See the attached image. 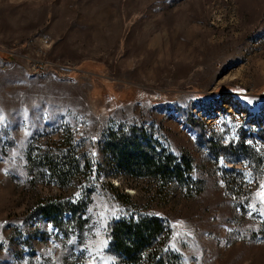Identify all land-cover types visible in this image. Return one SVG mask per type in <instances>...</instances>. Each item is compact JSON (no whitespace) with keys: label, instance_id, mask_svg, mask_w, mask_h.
<instances>
[{"label":"rangeland","instance_id":"obj_1","mask_svg":"<svg viewBox=\"0 0 264 264\" xmlns=\"http://www.w3.org/2000/svg\"><path fill=\"white\" fill-rule=\"evenodd\" d=\"M139 143L193 170L129 174ZM262 184L264 0H0V264H119L142 215L181 264H264Z\"/></svg>","mask_w":264,"mask_h":264},{"label":"trees","instance_id":"obj_2","mask_svg":"<svg viewBox=\"0 0 264 264\" xmlns=\"http://www.w3.org/2000/svg\"><path fill=\"white\" fill-rule=\"evenodd\" d=\"M139 144L132 150L120 151L117 147L118 153L114 152L129 174L175 180L185 178L186 172L193 170L191 159L185 156L178 158L166 152L164 155ZM123 163L119 166L123 167ZM110 232L112 245L122 256L119 264H181L180 255L167 247L170 231L158 217L121 218L111 223Z\"/></svg>","mask_w":264,"mask_h":264},{"label":"snow or ice","instance_id":"obj_3","mask_svg":"<svg viewBox=\"0 0 264 264\" xmlns=\"http://www.w3.org/2000/svg\"><path fill=\"white\" fill-rule=\"evenodd\" d=\"M257 196L260 198L261 203H264V184L261 185L260 191L257 193ZM175 247V245H173Z\"/></svg>","mask_w":264,"mask_h":264}]
</instances>
